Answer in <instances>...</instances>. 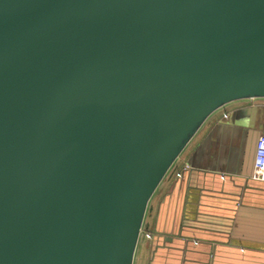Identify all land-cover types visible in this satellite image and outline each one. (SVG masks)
<instances>
[{
	"label": "water",
	"instance_id": "water-1",
	"mask_svg": "<svg viewBox=\"0 0 264 264\" xmlns=\"http://www.w3.org/2000/svg\"><path fill=\"white\" fill-rule=\"evenodd\" d=\"M257 98L264 0H0V264H132L185 146Z\"/></svg>",
	"mask_w": 264,
	"mask_h": 264
},
{
	"label": "crops",
	"instance_id": "crops-1",
	"mask_svg": "<svg viewBox=\"0 0 264 264\" xmlns=\"http://www.w3.org/2000/svg\"><path fill=\"white\" fill-rule=\"evenodd\" d=\"M263 132L264 98L229 102L208 117L151 197L132 264H264V186L251 180ZM148 234L171 241L152 247Z\"/></svg>",
	"mask_w": 264,
	"mask_h": 264
},
{
	"label": "built area",
	"instance_id": "built-area-1",
	"mask_svg": "<svg viewBox=\"0 0 264 264\" xmlns=\"http://www.w3.org/2000/svg\"><path fill=\"white\" fill-rule=\"evenodd\" d=\"M180 174H178L179 176ZM252 179L264 181V132L256 140ZM148 237L150 235L148 234Z\"/></svg>",
	"mask_w": 264,
	"mask_h": 264
},
{
	"label": "rangeland",
	"instance_id": "rangeland-1",
	"mask_svg": "<svg viewBox=\"0 0 264 264\" xmlns=\"http://www.w3.org/2000/svg\"><path fill=\"white\" fill-rule=\"evenodd\" d=\"M197 134V133H196Z\"/></svg>",
	"mask_w": 264,
	"mask_h": 264
}]
</instances>
